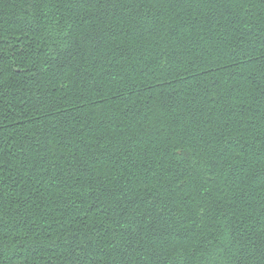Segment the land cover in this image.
<instances>
[{
	"label": "trees",
	"instance_id": "16d2710c",
	"mask_svg": "<svg viewBox=\"0 0 264 264\" xmlns=\"http://www.w3.org/2000/svg\"><path fill=\"white\" fill-rule=\"evenodd\" d=\"M0 264H264V0H0Z\"/></svg>",
	"mask_w": 264,
	"mask_h": 264
}]
</instances>
